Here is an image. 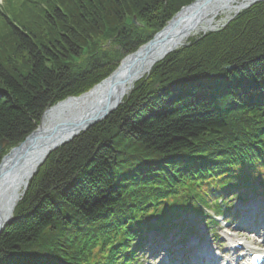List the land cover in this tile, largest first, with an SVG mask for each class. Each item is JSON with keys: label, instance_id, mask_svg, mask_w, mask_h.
<instances>
[{"label": "trees", "instance_id": "16d2710c", "mask_svg": "<svg viewBox=\"0 0 264 264\" xmlns=\"http://www.w3.org/2000/svg\"><path fill=\"white\" fill-rule=\"evenodd\" d=\"M193 1L5 0L0 162L49 107L107 78ZM259 187L264 1L191 38L107 119L53 152L0 237V264H131L134 242L184 229L203 206L224 212L219 194Z\"/></svg>", "mask_w": 264, "mask_h": 264}, {"label": "water", "instance_id": "95a60500", "mask_svg": "<svg viewBox=\"0 0 264 264\" xmlns=\"http://www.w3.org/2000/svg\"><path fill=\"white\" fill-rule=\"evenodd\" d=\"M228 1L230 0H197L182 8L151 41L124 58L109 78L88 93L80 97L68 98L46 111L53 113L54 124L45 128L42 120L38 129L21 145L13 148L0 164V237L13 221L15 208L28 188L31 178L48 156L59 147L71 142L81 132L107 118L122 103L124 96L134 88L136 81L149 74L157 62L162 61L170 53L184 46L185 41L196 30L198 13L210 4L218 5ZM247 1L248 3L242 5L237 11L238 13L240 10L247 9L264 0ZM186 11L193 13L185 16ZM233 17L229 20H232ZM195 32H199V30ZM233 68L234 66L229 67V69ZM102 86L107 88L102 102L87 105L74 112L72 118L61 120V110L72 106L69 103L71 100H80ZM3 145L4 141H1L0 152Z\"/></svg>", "mask_w": 264, "mask_h": 264}, {"label": "rangeland", "instance_id": "374dc122", "mask_svg": "<svg viewBox=\"0 0 264 264\" xmlns=\"http://www.w3.org/2000/svg\"><path fill=\"white\" fill-rule=\"evenodd\" d=\"M20 2L21 0H17V3ZM0 4H3V0H0ZM244 191L245 192H242L241 197L235 199L233 198L234 200L231 206L234 216L228 217L230 218V225H227L229 230H233L235 229L237 224H241L245 216L247 217L252 215V217H254V215H256L257 217L264 218V193H257L255 192L254 188H250ZM229 194L230 196H228V199L232 198V192H230ZM220 196L223 195L221 194ZM220 196L218 197V200L221 198ZM211 213L214 215L215 211H211ZM239 215L241 218L239 217ZM195 217V215H187L185 219L187 218L188 221H192V223L195 224L194 230L197 232V234L199 233V235H197L199 238H193L188 242V244L185 245H181L179 243L170 245L168 244L169 240H165V238L163 240L162 236H157L155 233H151V237L157 236L158 239L155 241L148 239V241L145 243V251L140 255V261L138 262V264H159L160 258H164V255L168 253L169 250L171 251V253H173V255L177 254L182 256L180 257V260H183L185 264H192L195 262V253H206V250L204 251L203 248L209 249L212 256H216L221 259L219 260L218 264H223L224 262L228 261L234 262L240 258L238 254L233 253L229 248L230 244H233L230 242L231 240L235 241V243L239 240H242L244 241V243L249 244L246 239L247 237L244 236V233H241V229L243 228H236L239 230L234 231L240 236H227L224 232L220 231L225 225L222 221H220L219 226L215 227L214 232H211L210 228L205 222L200 221V219L196 221L197 218ZM215 234L220 238L218 239V237H214ZM223 237H225L226 239H223ZM221 240L222 242L220 243ZM156 249L161 250L162 254L159 253L158 255L157 252L155 255L151 256V253H153ZM179 249H182L183 252L187 253H181ZM197 259L199 261H202V258Z\"/></svg>", "mask_w": 264, "mask_h": 264}, {"label": "bare ground", "instance_id": "6f19581e", "mask_svg": "<svg viewBox=\"0 0 264 264\" xmlns=\"http://www.w3.org/2000/svg\"><path fill=\"white\" fill-rule=\"evenodd\" d=\"M247 0H230L226 3L221 4H210L206 9H204L202 12L198 13V22L196 24V30H199V32L205 31H211L215 28L220 27L222 24H224L230 17H232L242 5L247 4ZM192 11H186L184 14L185 16H189L192 14ZM191 34V36L197 35L199 32H195ZM189 36V37H191ZM157 64V63H156ZM155 64V65H156ZM137 82V81H136ZM107 92V88L105 86L99 87L89 93L87 96H84L82 99L73 101L71 100L69 103H71L72 106L63 108L61 110L60 115L61 120H68L73 117L74 112L82 109L83 107L87 105H91L95 102H99L102 99L105 98V94ZM104 96V97H103ZM102 102V101H101ZM55 122L54 115L51 111H48L43 119V125L45 128L53 125ZM247 248V247H246ZM206 254H210L209 249H206ZM209 260L212 264H216V258L209 257Z\"/></svg>", "mask_w": 264, "mask_h": 264}]
</instances>
